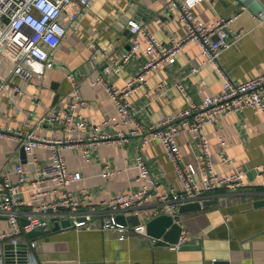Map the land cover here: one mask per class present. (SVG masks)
I'll use <instances>...</instances> for the list:
<instances>
[{"label":"crops","instance_id":"crops-1","mask_svg":"<svg viewBox=\"0 0 264 264\" xmlns=\"http://www.w3.org/2000/svg\"><path fill=\"white\" fill-rule=\"evenodd\" d=\"M167 0H91L80 14L73 3L62 13V42L51 50L57 66L46 69L41 77L28 80L14 72L22 55L8 46L0 48V79L6 89L0 91V130L5 132H31L66 139L75 137L62 122L52 125L44 121L47 113L62 112L71 100L72 84L68 77L73 72L81 80L83 97L87 100L83 115L103 132H116L106 120L116 115L113 99L101 84L92 81L99 75L118 87H123L142 68L143 53L116 68L115 60L129 50L132 32L129 21L147 26L165 45L172 38L181 39L187 34L180 20L179 9L166 8ZM245 10V11H243ZM264 10V0H204L195 7L196 16L204 23H212L221 16H234L232 32L242 31L243 37L220 54L219 62L236 82H244L264 72V21L254 13ZM145 48V43L142 44ZM202 49L197 43L188 44L173 64L164 63L148 77V84L131 95L138 117L146 125L159 122L162 117L186 109L192 101L202 102L224 89V78L213 64L202 63ZM194 66L199 70L192 72ZM109 70L110 73L106 71ZM184 80L186 93L176 86ZM162 81L166 87H162ZM14 85L20 87L16 92ZM81 136L87 135L79 129ZM209 139L215 170L220 175L238 169L247 172L246 186L239 189L222 187L209 194L206 208L180 211L182 228L190 232L189 241L179 250L170 249L169 241L154 243L151 235L134 230L132 223L125 239L119 232L102 229V216L95 214L90 227L64 226L37 237V256L41 264H264V182L257 176L256 166L264 162V114L251 109L232 113L221 118L214 126L204 128ZM218 133L226 141L222 146ZM186 133L177 138L186 162L199 168L197 145ZM34 155L41 164L54 161L51 148L36 147ZM143 154L151 170L152 179L161 182V191L173 197L183 191L182 181L160 140L142 143L141 136L128 142H108L98 146L87 160L83 146L62 150L67 166L81 172L83 179L72 182L68 188L77 191L85 186L96 202L109 199L117 193L141 188L150 180L139 178L136 156ZM224 155L233 159L221 163ZM22 162L32 177L34 164L17 140L0 135L1 176L18 180L15 172ZM108 168L117 169L114 175L104 176ZM202 185V175L197 174ZM3 191L0 189V195ZM22 197L30 199L31 186H22ZM159 200L153 198L144 207L129 209L126 217L138 216L144 224L156 216ZM32 210L28 202L20 207ZM68 218H64L67 220ZM62 220V221H64ZM2 229L9 227L5 216L0 215ZM55 226V225H54Z\"/></svg>","mask_w":264,"mask_h":264},{"label":"built area","instance_id":"built-area-1","mask_svg":"<svg viewBox=\"0 0 264 264\" xmlns=\"http://www.w3.org/2000/svg\"><path fill=\"white\" fill-rule=\"evenodd\" d=\"M90 1L0 0V48L8 46L22 55L14 72L30 80L36 75L41 77L46 69L56 67L51 50L58 48L62 42L60 16L73 3H77V13L80 14ZM202 1L204 0H167L166 8H178L180 20L187 29L186 36L181 39L172 38L168 45L160 41L147 26L135 20L129 21L132 32L130 50L115 60V65L119 69L138 53H143L145 62L142 68L123 87L111 83L103 74L92 81L93 85L101 84L113 99L116 115L109 117L106 122L119 127L118 131L103 132L83 115L81 110L85 108L87 100L82 95L81 80L73 72L68 73L72 84L71 100L62 112L54 110L47 113L44 121L52 125L61 121L71 131L77 132L75 137L50 138L34 131L0 130L1 136L19 142L28 155V161L35 167L32 170L33 176L29 177L24 164H17L15 172L18 180L13 182L8 175L1 176L3 167L0 165V189L3 191L0 195V215L5 216L9 223L7 229L0 226V264H41L37 256V237L29 234L35 231L49 233L64 218H68L71 226L75 228H89L95 214L100 213L102 229L119 232V238L125 239L130 225L120 223L117 220L118 215L125 214L129 209L144 207L155 197L159 200L156 216L168 214L173 217L174 222L180 224L181 205L199 202L200 208L204 209L207 206L205 201L213 191L222 187L239 189L246 186L247 172L244 169L226 175L216 172L204 128L206 125H216L226 115L242 113L246 109L264 114V72L244 82H236L221 67L220 54L244 35L242 31L234 33L231 30L232 23L242 12L230 17L221 16L207 24L194 11L196 5ZM254 17L263 22L264 10L254 13ZM143 43L145 48L142 47ZM190 43H197L202 49L203 60L200 65L210 63L218 68L225 81L224 89L217 95L206 97L202 102L192 101L186 109L164 116L156 124H144L139 120L138 110L130 99L131 95L148 84L149 75L160 65L175 63L177 55ZM198 70L199 66L191 69L192 72ZM106 72L110 73L109 70ZM161 86L166 87V82L162 81ZM176 86L186 93L183 79L177 81ZM13 88L16 92L20 91L17 85ZM5 89L6 83L0 79V91ZM79 129L87 135L81 136ZM186 133L191 135L199 149V168L184 160V154L177 142V138ZM133 136H141L143 144L157 139L161 141L182 181L183 191L180 194L174 192L172 197L161 191V182L152 179L148 162L141 153L135 159L139 167V178L151 181L141 188L117 193L101 202H96L85 186L77 191L68 188L70 183L81 181L83 176L81 172L68 168L62 154L64 148L82 145L83 155L89 160L101 144L125 143ZM218 138L222 146H225L224 136L218 133ZM36 147L51 148L53 163L41 164L33 153ZM232 161L231 157L224 155L221 163L227 165ZM255 169L257 176L264 182V162ZM117 172V169L108 168L103 175L110 176ZM198 173L202 175V185L197 181ZM26 183L31 186L28 201L21 194L22 186ZM28 202L33 205V209L23 212L20 207ZM131 230L148 234L146 223L133 225ZM151 237L154 243L165 241L163 237ZM189 239L190 232L182 228L178 242L168 243L167 246L179 250Z\"/></svg>","mask_w":264,"mask_h":264},{"label":"water","instance_id":"water-1","mask_svg":"<svg viewBox=\"0 0 264 264\" xmlns=\"http://www.w3.org/2000/svg\"><path fill=\"white\" fill-rule=\"evenodd\" d=\"M206 204H210L211 201H205ZM196 210L200 209V203L199 202H192L188 204H183L180 206V211L185 210ZM117 220L122 224H129L132 223V225H138L140 223L138 216H131L126 217L125 214H120L117 217ZM26 222V220H25ZM68 220L62 221V225L67 226L69 225ZM147 232L149 235L161 238L163 237L164 240L169 241L171 243L178 242L180 235L182 233V225L174 222V219L171 215L168 214H160L158 216L153 217L151 220H149L147 223ZM60 228V223L57 222L52 230H57ZM47 232L45 231H38V232H31L29 235L31 237H38L40 235H44Z\"/></svg>","mask_w":264,"mask_h":264}]
</instances>
